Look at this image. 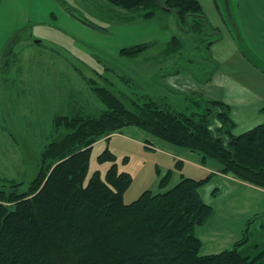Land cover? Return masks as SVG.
I'll return each instance as SVG.
<instances>
[{
	"label": "rangeland",
	"instance_id": "rangeland-1",
	"mask_svg": "<svg viewBox=\"0 0 264 264\" xmlns=\"http://www.w3.org/2000/svg\"><path fill=\"white\" fill-rule=\"evenodd\" d=\"M75 1L62 0V6L59 0H0V60L7 34L21 28L10 65L6 70L0 65V186L10 181L22 183L20 192L28 189L40 153L58 137L57 119L106 110L93 90L97 86L112 89L127 104L156 100L187 115L204 113L206 102H222L230 108L235 136L264 123V61L246 44L239 0H198L220 37L209 50L199 48L204 36L184 34L174 26V17L162 11L145 20L141 13L132 16L106 0ZM64 4L76 18L68 17ZM137 44L150 46L133 57L119 54ZM123 132L128 138L115 136L93 145L87 179L96 171L105 175L111 162L100 163L98 157L111 151L118 172L131 177L124 203L145 191H166L159 187L166 176L167 188L181 175L195 180L206 176L188 163L179 167L165 151L149 148L137 136L140 132ZM215 179L199 190L214 208L222 196H214L222 185ZM262 222L250 224V244L264 242Z\"/></svg>",
	"mask_w": 264,
	"mask_h": 264
},
{
	"label": "trees",
	"instance_id": "trees-1",
	"mask_svg": "<svg viewBox=\"0 0 264 264\" xmlns=\"http://www.w3.org/2000/svg\"><path fill=\"white\" fill-rule=\"evenodd\" d=\"M106 1L132 16L141 13L145 20L160 11L170 14L184 34L203 36L209 30L198 0ZM20 30L4 46L1 70L10 65ZM149 46L125 47L119 54L133 57ZM93 90L106 110L57 119L58 137L40 153L28 189L20 192L22 183L10 181L0 186V264H264V242L248 243V228L230 249L200 254L196 230L215 214L199 193L207 179L182 177L167 188L166 176L159 184L166 191H145L126 204L131 177L118 172L109 150L98 157L100 163L111 162L105 175L96 171L87 179L93 145L131 126L210 159L221 174L264 190V123L235 136L230 108L222 102H206L204 113L187 115L156 100L127 104L106 86ZM258 220L264 222V213L247 226Z\"/></svg>",
	"mask_w": 264,
	"mask_h": 264
},
{
	"label": "crops",
	"instance_id": "crops-1",
	"mask_svg": "<svg viewBox=\"0 0 264 264\" xmlns=\"http://www.w3.org/2000/svg\"><path fill=\"white\" fill-rule=\"evenodd\" d=\"M59 1L62 4V0ZM73 2L76 3L75 0H73ZM239 3L240 7L242 6L245 11L244 14H241V19L245 21V33L248 37L245 36L247 40L246 44L254 54L258 55L261 60L264 61V0H239ZM64 12L68 17L71 16L66 11L65 4ZM78 25L83 29L88 28L80 23H78ZM174 26L177 27L176 24ZM134 28L135 26H132V29ZM14 29L15 28L11 29L10 32H13ZM16 31L17 30L13 33ZM10 32L7 34L5 40L12 36ZM252 65L263 71L256 65ZM183 72L188 71L184 70ZM124 130L140 132L139 134L137 133V136H139L142 141H145V145L149 146L151 149H155V151H165L173 157V160L178 162L179 167H181L183 163H188L193 166L195 170H201L206 174V176L201 179H207L206 181H208L213 177L216 178L215 180L220 178L218 182L222 185L215 189L214 196L218 197L217 194H221L222 196L221 200L216 204L215 214L205 226H201L196 230L202 242L200 249L201 255L218 254L224 250L230 249L235 243L242 239L243 232L246 228H248L249 234L251 227L250 225L247 226L248 222H250L254 216L264 213L263 189L249 185L228 175L221 174L220 167L214 161L204 159L197 153L154 138L139 128L131 126L124 127L120 131L112 134L111 137L123 136L124 138H128L126 134H124ZM111 137L108 140H111ZM129 139L132 140V138ZM181 177L183 176L181 175L180 179ZM222 189H224V191H221ZM247 239H249V236H247Z\"/></svg>",
	"mask_w": 264,
	"mask_h": 264
},
{
	"label": "flooded vegetation",
	"instance_id": "flooded-vegetation-1",
	"mask_svg": "<svg viewBox=\"0 0 264 264\" xmlns=\"http://www.w3.org/2000/svg\"><path fill=\"white\" fill-rule=\"evenodd\" d=\"M166 14H167V13H166ZM168 15H170V14H168ZM171 16H172V15H171ZM205 18H206V17H205ZM174 20H175V24H176V19L174 18ZM206 20H207V19H206ZM207 23H208V21H207ZM208 25H209V23H208ZM203 36L205 37V40L201 42V45L206 46V47H205L206 50H209L210 47H211V45H212L213 43L219 41V39H220V37H219V33H218L217 29H214V28L210 27V25H209V31H207V32L204 31ZM210 36L212 37V39H211V40L208 39V41H207L206 38H208V37H210ZM204 37L201 38V40H203ZM218 37H219V39L216 40ZM215 40H216V41H215ZM212 41H214V42H212ZM210 42H212V43H210ZM207 43H209V44H207ZM204 62H205V61H204Z\"/></svg>",
	"mask_w": 264,
	"mask_h": 264
},
{
	"label": "water",
	"instance_id": "water-1",
	"mask_svg": "<svg viewBox=\"0 0 264 264\" xmlns=\"http://www.w3.org/2000/svg\"><path fill=\"white\" fill-rule=\"evenodd\" d=\"M38 42H39V41H38ZM38 42H37V43H38Z\"/></svg>",
	"mask_w": 264,
	"mask_h": 264
}]
</instances>
